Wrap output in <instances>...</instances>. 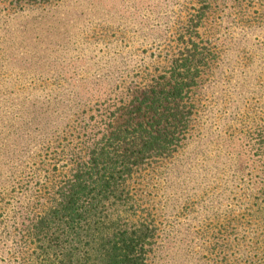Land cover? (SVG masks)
Listing matches in <instances>:
<instances>
[{
	"label": "rangeland",
	"instance_id": "rangeland-1",
	"mask_svg": "<svg viewBox=\"0 0 264 264\" xmlns=\"http://www.w3.org/2000/svg\"><path fill=\"white\" fill-rule=\"evenodd\" d=\"M186 42L210 67L182 147L107 214L151 225L145 264H264V0H0V264H41L79 125L121 122Z\"/></svg>",
	"mask_w": 264,
	"mask_h": 264
},
{
	"label": "trees",
	"instance_id": "trees-1",
	"mask_svg": "<svg viewBox=\"0 0 264 264\" xmlns=\"http://www.w3.org/2000/svg\"><path fill=\"white\" fill-rule=\"evenodd\" d=\"M184 44L141 89L121 122L100 138L89 125H79L71 169L30 228L41 264L146 263L151 225L120 223V216L113 221L108 207L133 205L130 186L139 172L157 169L182 147L193 109L190 94L210 67L205 50Z\"/></svg>",
	"mask_w": 264,
	"mask_h": 264
}]
</instances>
